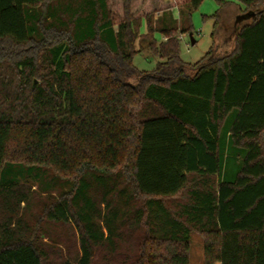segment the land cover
<instances>
[{"label":"trees","instance_id":"trees-1","mask_svg":"<svg viewBox=\"0 0 264 264\" xmlns=\"http://www.w3.org/2000/svg\"><path fill=\"white\" fill-rule=\"evenodd\" d=\"M204 1L176 0L179 25L131 0L118 23L108 0H0V264H191L192 235L203 264H264V0H217L213 38L225 6L255 16L186 63Z\"/></svg>","mask_w":264,"mask_h":264},{"label":"rangeland","instance_id":"rangeland-1","mask_svg":"<svg viewBox=\"0 0 264 264\" xmlns=\"http://www.w3.org/2000/svg\"><path fill=\"white\" fill-rule=\"evenodd\" d=\"M228 1L234 2V0ZM108 2L112 15L116 23H118L123 19L125 0H108ZM235 3L237 2L235 1ZM235 3L225 6V9L222 12V22L219 25V31L214 38L213 33L216 20H214L212 16L221 8L217 0H205L198 9L193 11L191 17L192 35L196 40V44H191V32L184 34V40L180 42V57L184 62L196 64L201 61L212 48L213 39L215 40L217 49L226 52L232 48L233 43H229L227 39L230 34L228 31L235 26L236 21L241 16L240 14L244 12V8L235 5ZM130 7L131 13L136 17L150 15L156 19L162 17L164 13L172 12L180 25V13H182L183 7L182 4H177L176 0H131ZM146 31L147 25L143 22L140 28V33L144 34ZM156 39L158 43L166 41V38H163L160 33L156 34ZM158 62L159 59L149 51L139 52L133 58V64L140 71L144 72H152ZM46 228L48 233L51 234V239H53L52 245L54 250L60 251L63 255L68 253V255L72 254L74 256L77 253V236L71 227L50 223ZM191 241V264H203L204 246L201 238L198 235H192ZM127 249L131 250V252L138 250L137 245H135L134 242L122 245L123 251H126ZM102 257L103 255L101 254L99 259ZM99 259L97 264H105ZM114 264L121 263L115 262Z\"/></svg>","mask_w":264,"mask_h":264},{"label":"water","instance_id":"water-1","mask_svg":"<svg viewBox=\"0 0 264 264\" xmlns=\"http://www.w3.org/2000/svg\"><path fill=\"white\" fill-rule=\"evenodd\" d=\"M251 16H255V14L252 13V14L242 15V16H240V18L237 21L240 22V21L245 20L246 18H249ZM190 39H191V44L192 45H195L196 42H195V39L193 38V36H190Z\"/></svg>","mask_w":264,"mask_h":264},{"label":"built area","instance_id":"built-area-1","mask_svg":"<svg viewBox=\"0 0 264 264\" xmlns=\"http://www.w3.org/2000/svg\"><path fill=\"white\" fill-rule=\"evenodd\" d=\"M165 40H167V39H165ZM178 40H179L180 42L183 41V40H184V34L179 35V36H178ZM188 46H189V44H188Z\"/></svg>","mask_w":264,"mask_h":264},{"label":"crops","instance_id":"crops-1","mask_svg":"<svg viewBox=\"0 0 264 264\" xmlns=\"http://www.w3.org/2000/svg\"><path fill=\"white\" fill-rule=\"evenodd\" d=\"M235 5H237V4L235 3Z\"/></svg>","mask_w":264,"mask_h":264}]
</instances>
